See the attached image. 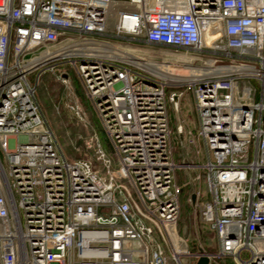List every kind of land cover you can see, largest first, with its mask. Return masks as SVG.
<instances>
[{"label":"built area","instance_id":"built-area-1","mask_svg":"<svg viewBox=\"0 0 264 264\" xmlns=\"http://www.w3.org/2000/svg\"><path fill=\"white\" fill-rule=\"evenodd\" d=\"M66 64L116 169L97 135L101 170L66 158L42 111L39 80L54 74L69 87L56 74ZM168 87L195 99L196 129L178 117L183 163L169 103L179 110L185 92ZM68 107L87 126L80 102ZM187 146L206 161H190ZM178 169L215 252L181 247ZM201 255L264 264V0H0V264H197Z\"/></svg>","mask_w":264,"mask_h":264},{"label":"rangeland","instance_id":"rangeland-1","mask_svg":"<svg viewBox=\"0 0 264 264\" xmlns=\"http://www.w3.org/2000/svg\"><path fill=\"white\" fill-rule=\"evenodd\" d=\"M141 53L150 57L156 52H162L161 48L153 45L133 43ZM153 57V56H152ZM159 57V56H158ZM172 60L176 56L170 55ZM66 72L69 79V87H65L56 80L54 74H47L39 80L37 88V98L41 105L42 111L47 118L51 128L53 129L57 142L65 155L70 160L76 159H90L96 168L101 170L100 161L97 159L96 152L90 140L97 135L101 141L103 150L106 152L114 163V168H118V156L114 151L111 142L104 132L102 124L95 112L92 102L86 96L81 80L76 72V69L71 64L61 65L56 70V74ZM35 78V77H34ZM33 76L30 79L34 80ZM255 84L260 89V84L255 81ZM173 91H184L185 95L182 97L179 110L175 104L169 103V116L171 120V129L173 137L174 156L177 163H183L186 155L185 150L180 144L178 138L177 125L178 117L185 119L188 126L196 129L198 124L197 112L195 110V99L192 91H185L184 87H168L166 89L167 95ZM72 99L80 102L83 111L87 117V126H84L75 115L69 110V103ZM197 130H195L196 133ZM80 143V144H79ZM91 145V146H89ZM189 152L188 159L194 162L204 163L206 161L205 153L201 158H197L194 146H187ZM254 145L250 148V154L254 156ZM82 157H79V156ZM197 172L193 171L192 175L196 176ZM177 183L182 186V194L180 196V218L177 225V231L180 238L187 241L186 244L180 242L181 247H188L191 252H196L202 249L206 252H215L217 250L216 237L209 227L201 222L194 213V207L189 203V197L192 185L187 170L178 169L176 172ZM127 183V182H123ZM203 196L207 198L208 186L206 181V174L203 173L201 184L197 183ZM184 264H194L193 259L184 261ZM214 263V262H213ZM212 263V264H213ZM215 264H235L232 259L217 258Z\"/></svg>","mask_w":264,"mask_h":264},{"label":"water","instance_id":"water-1","mask_svg":"<svg viewBox=\"0 0 264 264\" xmlns=\"http://www.w3.org/2000/svg\"><path fill=\"white\" fill-rule=\"evenodd\" d=\"M101 222H104L103 219H100ZM112 221L114 222L115 219H112ZM197 264H209V258L205 255H201L197 261Z\"/></svg>","mask_w":264,"mask_h":264},{"label":"flooded vegetation","instance_id":"flooded-vegetation-1","mask_svg":"<svg viewBox=\"0 0 264 264\" xmlns=\"http://www.w3.org/2000/svg\"><path fill=\"white\" fill-rule=\"evenodd\" d=\"M161 51H162V53H168V54H170L171 55V52H172V50H170V49H168V48H163V47H161Z\"/></svg>","mask_w":264,"mask_h":264},{"label":"crops","instance_id":"crops-1","mask_svg":"<svg viewBox=\"0 0 264 264\" xmlns=\"http://www.w3.org/2000/svg\"><path fill=\"white\" fill-rule=\"evenodd\" d=\"M214 262V261H213ZM213 262H211V264L213 263ZM216 262H214L213 264H215Z\"/></svg>","mask_w":264,"mask_h":264},{"label":"trees","instance_id":"trees-1","mask_svg":"<svg viewBox=\"0 0 264 264\" xmlns=\"http://www.w3.org/2000/svg\"><path fill=\"white\" fill-rule=\"evenodd\" d=\"M185 95V94H184ZM184 97V96H183ZM80 144V143H79ZM79 157H82L81 155Z\"/></svg>","mask_w":264,"mask_h":264}]
</instances>
